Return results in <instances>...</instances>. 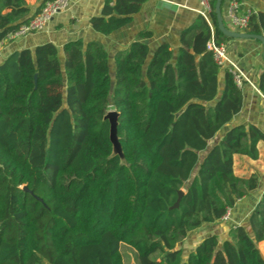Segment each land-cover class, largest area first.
<instances>
[{"label": "trees", "instance_id": "obj_1", "mask_svg": "<svg viewBox=\"0 0 264 264\" xmlns=\"http://www.w3.org/2000/svg\"><path fill=\"white\" fill-rule=\"evenodd\" d=\"M45 1L31 10L0 0V42ZM143 1L103 0L91 27L108 35ZM210 4L214 40L225 44ZM246 32L264 35V11ZM210 36L197 14L176 53L161 43L150 54L135 39L114 53L112 73L103 44L80 38L62 45V60L44 42L0 62V264H264V190L227 238L207 235L185 258L178 247L259 184L255 173H235L234 156L257 159L264 131L229 125L242 87L215 63ZM256 88L264 96V68ZM109 110L122 156L109 139Z\"/></svg>", "mask_w": 264, "mask_h": 264}, {"label": "crops", "instance_id": "obj_2", "mask_svg": "<svg viewBox=\"0 0 264 264\" xmlns=\"http://www.w3.org/2000/svg\"><path fill=\"white\" fill-rule=\"evenodd\" d=\"M41 1L25 0L31 10H34ZM228 1H223L221 11L224 24L225 21L228 23L226 18ZM243 1L252 7L255 12L264 11V0ZM102 4L103 0H76L67 11L55 15L47 24L45 30L30 33L13 40L3 39L0 42V62L16 50L22 48L33 49L36 45L44 42L55 44L62 60V45L68 40L80 38L84 42L97 40L103 44L108 54L112 73L114 53L119 49L127 48L130 42L135 39L146 43L150 54L161 43L169 44L174 53H176L181 30L194 20L198 14L196 10L199 8L198 0H145L141 3L139 10L132 16L130 22L108 35H103L95 31L89 22L92 16L100 14ZM140 31H148L150 35L139 36L138 33ZM225 45L229 56L237 62L253 85L256 86L258 75L264 68L261 43L254 39L231 38ZM242 92V109L233 117L229 125L251 122L264 131V96L258 89L256 90L248 83L243 84ZM261 143L263 142H260L258 146ZM236 156H234V161ZM262 191H252L255 193L257 200ZM243 210L245 209H241V205L236 202L235 206L230 210L228 220L222 221L220 219L213 223H205L199 228L190 231L186 237L189 236L190 242L188 244L191 247L184 256L186 257L207 235L217 234L220 240L227 238L231 226L243 224V222L239 221ZM180 243L178 247H181Z\"/></svg>", "mask_w": 264, "mask_h": 264}, {"label": "built area", "instance_id": "obj_3", "mask_svg": "<svg viewBox=\"0 0 264 264\" xmlns=\"http://www.w3.org/2000/svg\"><path fill=\"white\" fill-rule=\"evenodd\" d=\"M75 2L76 0H46L37 13H35L27 22L18 26L14 31L9 32L5 38L13 40L30 33L45 30L47 24L55 15L67 11ZM198 2L199 8L196 11L206 20L211 29V36L206 44V48L211 51L215 63L220 68H228L232 73L237 86L242 87L244 83H248L257 90L256 86L253 85L237 62L229 56L226 45L224 43L218 44L215 42L213 37V26L210 20V0H198ZM253 13H255V10L243 0H229L226 6V18L230 29L239 32H246L250 16ZM229 211L230 210L221 217L222 221L228 219Z\"/></svg>", "mask_w": 264, "mask_h": 264}, {"label": "rangeland", "instance_id": "obj_4", "mask_svg": "<svg viewBox=\"0 0 264 264\" xmlns=\"http://www.w3.org/2000/svg\"><path fill=\"white\" fill-rule=\"evenodd\" d=\"M225 25L230 29V26L228 23L225 21ZM231 39V38H230ZM228 42V41H227ZM226 42V43H227ZM225 43V44H226ZM221 133V132H220ZM220 133L217 134V136L209 141V144H212L213 142L217 141ZM234 166H235V173L238 174L239 176H248L250 174H257L258 175V188L256 191H261L264 190V143H261L259 145V157L255 160L250 159L246 156H236L235 161H234ZM257 201V197L255 193L250 192L247 196L243 197L242 199L237 200V204L241 205V209L243 210V214L241 217V222L244 223L246 221V218L252 208L254 207L255 203ZM230 217V211H229V216ZM228 220V219H227ZM226 221V220H224ZM181 243V248L183 250V253L186 254V252L189 250L191 245L189 246L188 242H190L189 236L186 237V239H182L180 241ZM179 244V243H178ZM258 249L260 250L262 256L264 257V241H261L257 244ZM123 250L127 253L128 256V261L133 262V252L131 249L124 247ZM185 258V256H184Z\"/></svg>", "mask_w": 264, "mask_h": 264}, {"label": "water", "instance_id": "obj_5", "mask_svg": "<svg viewBox=\"0 0 264 264\" xmlns=\"http://www.w3.org/2000/svg\"><path fill=\"white\" fill-rule=\"evenodd\" d=\"M223 0H215L214 4V12L216 16V22L218 29L222 34L229 38H242V39H254L261 43L262 45V57L264 60V35L262 34H252L249 32H239L234 31L229 28H227L223 22L222 14H221V5ZM104 119H107L109 122V139L113 146V151L115 154H118L119 156H122L121 147L117 138L116 134V125H117V113L114 110H109L105 115ZM26 189V187H23ZM183 191L178 190V198L174 202L172 207H178L179 205V199L182 195Z\"/></svg>", "mask_w": 264, "mask_h": 264}]
</instances>
